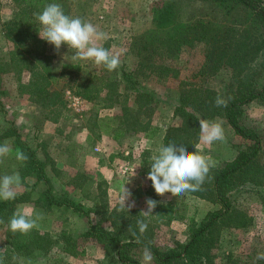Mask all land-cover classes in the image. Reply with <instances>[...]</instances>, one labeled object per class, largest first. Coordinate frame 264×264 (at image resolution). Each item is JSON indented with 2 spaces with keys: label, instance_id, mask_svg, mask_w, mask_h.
Wrapping results in <instances>:
<instances>
[{
  "label": "trees",
  "instance_id": "trees-1",
  "mask_svg": "<svg viewBox=\"0 0 264 264\" xmlns=\"http://www.w3.org/2000/svg\"><path fill=\"white\" fill-rule=\"evenodd\" d=\"M11 1L13 15L3 22L2 31L13 43V48L8 59H0V97L6 93L2 80L5 73L11 68L17 72L27 71L28 79L19 84L20 90L42 109L52 112L55 120L58 117L67 118L63 112L65 102L62 91L54 88L63 72L57 75L50 62L52 56L45 54V41L39 37L36 14L42 12L47 4L57 3L65 14L74 17L71 9L74 0ZM139 2L146 10L144 27L126 40L129 53L137 57L138 71H149L148 75H154L157 80L177 78L178 70L172 61L181 60L198 46L203 55L198 70L192 74V77L200 78V83L180 82L183 90L173 112L180 123L166 126L154 155L158 154L161 146L169 144L183 145L189 151H194L200 136L198 118L211 121L216 115L223 117L238 136L250 143L238 149L232 159L214 165L200 190L186 193L219 207L208 211L197 225H191L184 242L177 241L165 249L152 244L156 225L179 217L175 200L157 203L148 217L140 213L142 209L138 206L121 211L119 205L109 210L106 205L99 204L96 210L100 214L99 221L88 219L86 231L79 236L100 245L102 260L107 264H141L137 253L139 248L149 249L155 264H211V253L217 247L222 230L246 229L252 223V217L230 194L242 190L248 192L245 188H250L260 195L264 188V163L260 159L263 134L257 127L245 124L241 119L243 106L254 101L264 104V0ZM186 62L182 61L183 64ZM65 68L75 72L72 81L77 82L69 86L73 94L100 107L112 108L115 104L120 107L118 114L106 117V123L96 118L92 125L89 124L92 131L95 132V127L100 130L94 134L97 139L102 133L111 131L116 136L141 132L145 138L153 139L160 131L161 128L152 123L156 108L154 93L143 88L138 74L126 70L123 63L116 70H106L104 74L89 72L79 75L81 67L77 63L64 64L62 69ZM222 71L227 75L221 89L204 84L208 77ZM121 86L122 91L119 90ZM217 95L227 100L226 107L215 105ZM115 119L117 125L113 127L111 121ZM7 137L11 139V155L17 163L21 183L29 185L30 190L17 193L15 200H0V220L3 221L0 223V260L3 264H31L39 257L45 258L55 246H64L63 251L71 256L84 254L85 250L79 252L75 248L76 238L65 230L58 236L41 232L36 227L26 235H14L10 231L9 220L21 203H32L36 208L49 212L62 208L86 217L92 210L67 194L54 191L51 179L45 172L47 163L53 167L47 153H44L43 159L38 157L36 148L15 128L0 133V145ZM91 138L88 134L87 139ZM17 149L28 156L23 165L15 157ZM132 154L124 157L128 159ZM154 155L150 149L140 153L139 173L144 179L148 176L150 160ZM29 178L34 179L30 184L26 181ZM40 182L44 187L34 197L32 193ZM145 182L147 187H138L134 197L151 196L158 199L151 180L146 179ZM261 203L264 205L263 196ZM141 219L148 224L142 235L137 226V221ZM105 222L110 226H104ZM129 227L136 232L135 236ZM258 252H264V248L248 254L227 252L224 264H264V260L256 259ZM18 260L23 262L19 263Z\"/></svg>",
  "mask_w": 264,
  "mask_h": 264
},
{
  "label": "rangeland",
  "instance_id": "rangeland-1",
  "mask_svg": "<svg viewBox=\"0 0 264 264\" xmlns=\"http://www.w3.org/2000/svg\"><path fill=\"white\" fill-rule=\"evenodd\" d=\"M71 9L73 10L74 17L91 22L97 27L98 31L108 34L109 38L107 40H101L98 43L109 49L113 54H119L120 63L124 64L125 69L132 70L135 74L137 73L138 80L143 88L154 93L156 108L153 118L157 117L156 111L159 110L161 114L159 119L162 123L164 122V125L171 123L179 124L180 119L178 116L170 117L172 113V105L170 102L174 103L178 101L180 91L183 90V87L180 86L181 81L200 83V78H194L192 74L198 70L203 60L201 47L194 48L190 54L184 55L181 60L172 61V65L178 70L177 78L157 80L154 75H148L149 71H138L136 67L137 57L129 53L126 44L129 36L138 33L144 27L146 10L140 5L139 0H74L71 4ZM12 15V1L0 0V59H8L10 50L13 48V43L5 37L2 31L3 22L10 19ZM44 44L45 54L52 56L50 62L54 68L53 71L57 75L61 71L63 72V76L55 82L54 88L62 91L65 102L63 112L68 117H58L55 120V115L52 112L42 109L38 103L30 99L28 94L23 93L19 88V84L27 81L29 73L27 71L17 72L15 68H11L4 74L2 79L6 93L0 97V133L9 128H15L18 133L23 137L25 136L32 146L36 148L37 154L42 159L44 153H47L53 156L51 157L49 155L50 158H55L57 162H60L59 166L61 168L58 167L59 173L55 174V176L52 174L49 164L47 163L45 166L50 176H52L53 183L56 185V188H54V185L53 188L56 193H63L62 195L67 194L71 199H73V196H76L78 200L84 202L85 208L92 210L87 218L81 214L86 219L88 227V219H91L93 222L99 221L100 214L96 211L99 204L106 205L109 210L118 207L120 193L117 190L120 188L121 180L117 177L114 166L111 167L110 165L115 170L113 178L109 182H106L99 173L91 169L88 170V173L81 172V169H76L77 165H80L77 163V159L84 156L87 150L95 152V146L100 144L101 140L97 139L94 135L100 132V130L97 129L98 127H95V132L92 131L89 124L92 125L96 118L100 122L106 123L108 121L106 117L118 114L120 107L118 104L113 105L112 108L100 107L98 104L91 103L73 94L69 86L77 82L72 81V78L75 77V72L66 68L63 70L62 66L64 64H79L81 67L79 75H85V73L89 72L104 74L106 73V68L103 66L97 67L92 61L73 59L74 52L67 45H62L59 51H57L55 46L47 41ZM183 60H187L186 64L182 63ZM226 75L222 71L217 75L208 77L204 81V84L214 89H221ZM119 90L122 91V86L119 87ZM241 119L243 123L253 125L262 132L263 152L261 153L260 159L264 163V104L254 101L243 106ZM211 121L219 122L222 125L224 139L211 144L201 143L200 140L198 143H200L202 153L210 156L214 165H221L223 162L232 159L238 149L247 147L250 142L238 136L223 117L216 115ZM111 125L113 127L117 125L116 119L111 121ZM86 131H88V134L92 138L87 139L85 142L83 138ZM110 133L108 132L106 135ZM138 135L141 136V132L139 134H117L116 138L118 139L116 140L121 142V145L118 147L111 139L107 140L104 138L103 142L105 143V140L107 141V144H105L106 147H104L107 148L104 156L107 159L106 161L111 156L112 145H115V150L122 149L126 151L140 144ZM10 141L11 139L7 137L2 140V145L7 144L10 148ZM157 148L158 142L151 143L149 149L152 155L155 154ZM140 153L141 150L139 153L133 152L135 157H129L127 162L130 165L135 164V166H138L137 173L139 175L138 181L140 182V187L144 186L146 188V179L139 173ZM114 155L120 156L119 153ZM113 156L111 158H114ZM11 174H18V172L17 163L10 152L8 156L3 158V163H0V176ZM33 181L34 179L29 178L27 182L30 184ZM70 182L76 185L81 184V187L73 186ZM96 184L99 186L96 187ZM40 187H44L43 183L38 185L34 189V192H37ZM245 189L248 192L239 190L240 192H234L230 195L252 217V223L246 229L230 228L222 230L217 247L211 253V264H224V255L227 252L248 254L264 248V205L261 203V196L264 197V188L260 191L261 196L256 191L253 192L250 188ZM29 190V185H24L23 183H20L15 188L17 193ZM134 193H136V190L131 193L128 203L131 204L134 202L135 206L140 207L142 210H147L146 200L148 198L154 200V197L144 196L138 199L134 197ZM165 197H170L178 203L179 217L184 219L174 222L173 227L162 223L156 225L152 244L162 249L172 247L177 241L184 242L187 239L189 227L191 225H197L208 211L219 207L217 204H211L212 202L209 203V201L194 198L188 194L173 197L170 193H167L164 196H159L157 200ZM31 205L30 203H21L18 205L17 210L28 209L33 213L34 217L39 215L42 218H51L52 214L59 216L57 224L61 228L60 230L66 228V231H70L64 219L70 213L77 212L62 208L53 209L49 212L34 206L32 208ZM41 222L38 220L37 224L39 225ZM103 225L106 227L110 226L108 222H105ZM75 238V248L79 252L82 249L85 250L84 254L71 256L64 254L56 246L50 250V253L45 258L39 257L31 264H100V260L102 259L101 246L95 243L97 248H88V239H83L80 236H76ZM1 242L2 235L0 232V244ZM144 251L145 248H139L137 250L140 262L143 260ZM18 261L19 263L23 262V260ZM144 264L155 263L151 259V261H145Z\"/></svg>",
  "mask_w": 264,
  "mask_h": 264
},
{
  "label": "clouds",
  "instance_id": "clouds-1",
  "mask_svg": "<svg viewBox=\"0 0 264 264\" xmlns=\"http://www.w3.org/2000/svg\"><path fill=\"white\" fill-rule=\"evenodd\" d=\"M36 21L39 24L38 33L41 39L55 46L59 51L62 45L74 52L73 59L82 61H92L95 66H103L108 71H114L120 66L119 54H113L109 49L101 46L98 41L107 40L108 34L98 31L97 27L91 22L82 20L79 17H71L63 11L60 4H47L42 12L36 14ZM217 107H226L227 100L217 95L215 98ZM199 119L200 136L199 140L204 144H211L215 141L224 139V130L219 122ZM195 150L189 151L183 145L169 144L161 146L158 154L151 157L150 171L147 178L151 180L152 186L159 196L170 193L173 197H179L189 192L200 190L214 162L212 158L201 151L200 143L194 145ZM11 149L7 144L0 145V163L3 158L8 156ZM15 157L23 165L27 162L28 156L17 149ZM21 183V177L18 174L0 176V200H15L17 192L15 188ZM131 193L126 188L119 198V209L130 210L134 207V202L129 204L128 199ZM147 210L140 213L148 217L153 213L157 206V201L151 198L146 200ZM41 216H33L28 209L18 210L13 213L9 220L8 227L15 235L28 234L33 228L37 227V221ZM0 223H3L0 220ZM139 233L142 235L148 227L145 220L137 221ZM129 231L135 236L136 232L129 227ZM152 255L149 249H145L143 260L151 261ZM257 260H264V252H258ZM0 264H3L0 260Z\"/></svg>",
  "mask_w": 264,
  "mask_h": 264
},
{
  "label": "crops",
  "instance_id": "crops-1",
  "mask_svg": "<svg viewBox=\"0 0 264 264\" xmlns=\"http://www.w3.org/2000/svg\"><path fill=\"white\" fill-rule=\"evenodd\" d=\"M170 103L172 105V109H171L172 113L170 114V117H173L174 107H175L177 101H175L174 103L173 102H170ZM156 115H157V117L156 118L154 117L152 119V123L157 125V126H159L161 129L156 134V136H154L153 139L145 138L144 135L141 133V136L138 135L140 144H137L133 148H130V149L126 150V151H124L122 149L115 150V145H112V150H111L112 152L111 153H114V154L119 153L120 156H117V155H114V154L110 153L111 156H110V158H108V161H106L107 159L104 158V156H105V151L107 150V148H104V147H106L105 144H107V141L105 140V143H104L103 142L104 138H106L107 140L111 139L113 143L114 142L116 143L117 147L119 145H121V142L116 140L118 138H116L117 136L114 134V131H111V133L109 135L105 134V136L102 133L100 135V138H99L101 140L100 144L102 143V145L100 146V144H98L97 146H95V148H94L96 150L95 152H93L91 150H87L86 153L84 154V156H82L80 159H77V163H79L80 165H77L76 169H81L82 170L81 172H87V173H88V170H90V169L92 171H96L97 173H99L102 176V179H104L106 182H109L113 178L114 170L116 169L115 172L117 174V177L121 180L120 188L117 190V192L120 193L119 195L121 196L126 188L129 190L130 193L134 192L138 187H140V182L138 181L139 175L137 173L138 166H135V164L134 165H130V163L127 162V158H125L124 156H127V155H129L130 153H133V152L139 153L140 150L142 151L144 149H149V146L151 145V143L158 142V145H159V142L161 141L162 135L164 133V129L166 128V126L168 124L164 125V122L162 123L161 120L159 119V117L161 115L159 110L156 111ZM87 137H88V131H86L84 133L83 141L86 142L87 141ZM142 145H144V146H142ZM112 156L114 158H111ZM132 156H134V155L132 154ZM38 157H40V156L38 155ZM51 157H53V156H51ZM51 159L53 161V164H52L53 167L51 166V164H49V167L52 170V174L55 176V174L59 173V168H61L59 166L60 162H57V160L55 158H51ZM113 163H114V165H113ZM82 165H84V166H82ZM109 165L111 167L114 166L115 169L113 170ZM46 168L47 167H45V172H46V174L48 175V177L52 181V176H50V173L48 172V170ZM145 179H148L147 175H146ZM26 181H28V179ZM52 183H53V181H52ZM70 184H71V182H70ZM38 185H41V182L38 183ZM52 185H54V188H56V185L54 183ZM71 185L81 187V184H77V185L76 184H71ZM65 186L67 187V185H65ZM98 186L99 185L96 184V187H98ZM39 190H41V187L39 188ZM39 190L37 192H33L34 197L38 194ZM73 200L78 201V202H80L81 204L84 205V202L81 201V200H78V198L76 196L75 197L73 196ZM154 200H156L157 203H159L161 201H165V200L169 201V200H174V199H172L170 197H165V198H160L159 200L154 198ZM209 203H211V202H209ZM30 204H32V203H30ZM211 204H213V203H211ZM33 206L34 205L32 204L31 207L33 208ZM51 216H52L51 218H42V219H40L39 222H41V221L42 222L39 223V225L36 228L39 231H41V232H49V233H51V234H53L55 236H58L60 234V232L63 231V230H60L61 228L57 224L59 216H54L53 214ZM181 219H184V218L176 217L175 219H173L170 222L162 221L161 223L162 224H167L170 227H173V223L178 221V220H181ZM64 220L66 221L68 227L70 228V231L68 230L67 232L69 234L71 233L70 235L73 238H75L76 236H79L80 234L85 232L86 229H87V221L84 218V216H82L79 213H70L68 215V217L66 219H64ZM54 224H55V226H54ZM238 229H241V228H238ZM64 230L66 231V228ZM87 246H88V248L89 247L90 248H95V247L97 248L96 244L93 241H89V245H87ZM57 247H59L60 248L59 250H62V252L64 254H68L65 251H63V247L64 246H62V247L57 246ZM100 264H107V263H105L101 259L100 260Z\"/></svg>",
  "mask_w": 264,
  "mask_h": 264
}]
</instances>
